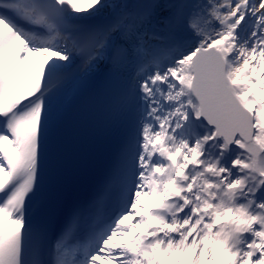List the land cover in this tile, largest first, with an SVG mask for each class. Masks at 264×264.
<instances>
[{
    "label": "snow or ice",
    "instance_id": "6c2138e0",
    "mask_svg": "<svg viewBox=\"0 0 264 264\" xmlns=\"http://www.w3.org/2000/svg\"><path fill=\"white\" fill-rule=\"evenodd\" d=\"M0 264H264V0H0Z\"/></svg>",
    "mask_w": 264,
    "mask_h": 264
},
{
    "label": "bare ground",
    "instance_id": "6f19581e",
    "mask_svg": "<svg viewBox=\"0 0 264 264\" xmlns=\"http://www.w3.org/2000/svg\"><path fill=\"white\" fill-rule=\"evenodd\" d=\"M33 63H42L43 62V59L42 58H37V57H34L33 60H32Z\"/></svg>",
    "mask_w": 264,
    "mask_h": 264
}]
</instances>
